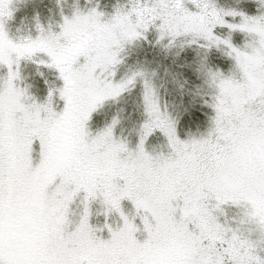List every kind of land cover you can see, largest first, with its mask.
Wrapping results in <instances>:
<instances>
[{
	"label": "snow or ice",
	"instance_id": "snow-or-ice-1",
	"mask_svg": "<svg viewBox=\"0 0 264 264\" xmlns=\"http://www.w3.org/2000/svg\"><path fill=\"white\" fill-rule=\"evenodd\" d=\"M0 264H264V0H0Z\"/></svg>",
	"mask_w": 264,
	"mask_h": 264
}]
</instances>
